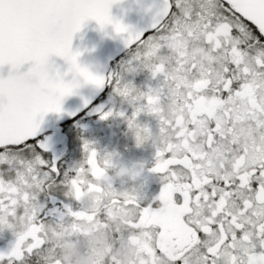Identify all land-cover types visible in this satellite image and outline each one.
<instances>
[{
    "label": "flooded vegetation",
    "instance_id": "flooded-vegetation-1",
    "mask_svg": "<svg viewBox=\"0 0 264 264\" xmlns=\"http://www.w3.org/2000/svg\"><path fill=\"white\" fill-rule=\"evenodd\" d=\"M216 27L200 26L201 66H158L163 85L121 89L112 65L141 41L111 64L104 92L60 125L52 150L0 149V251L27 233L12 264H226L230 255L246 264L244 232L264 251V192L248 162L264 160V40L242 29L216 45Z\"/></svg>",
    "mask_w": 264,
    "mask_h": 264
},
{
    "label": "snow or ice",
    "instance_id": "snow-or-ice-1",
    "mask_svg": "<svg viewBox=\"0 0 264 264\" xmlns=\"http://www.w3.org/2000/svg\"><path fill=\"white\" fill-rule=\"evenodd\" d=\"M114 2L115 0H0V65L10 64L12 68L18 69L26 58H32L35 61L29 73H17L10 70L6 78L0 77V121H3L5 117V94L11 96L15 92L28 90L29 84L27 81L30 74L44 78L48 70L52 68V65L49 64L47 59L50 52H55L62 56L68 63V68L63 73L58 66L55 67L54 82L56 92L54 97L44 99L38 103L36 111L40 113V118L33 120L24 127L11 146L23 148L25 145H29L37 153H41L43 149L48 148L46 140H41L38 136L43 113L49 111L60 113L63 111L61 100L64 96L72 94L74 89L79 87L77 76L82 77L85 82L93 85L97 89L103 88L106 83L110 82L111 77L93 73L86 67L81 66L77 60L80 53L72 50L73 34L80 30L85 20L93 18L102 28L105 25L111 24L115 33L121 34V38L127 46L148 40L152 36L155 28V16L171 13L174 8L179 7L178 0H165L164 7L154 14L153 24L147 30H135L132 26L123 23L120 19L112 17L109 10ZM238 3L239 0H222L220 5L222 9L220 22L217 24L216 32L208 36L210 42L215 41L218 44V37L221 33L228 36L233 31L240 32L242 29L245 31L251 29L255 33L257 41L264 40V21L256 19L247 9L242 10L238 8ZM258 4L259 0H256L254 7L258 6ZM151 8L152 5H148L145 10L147 11ZM44 9H59L65 11L68 15L69 22L60 34L46 41L38 48L16 47L6 42V36L13 34L24 18L32 16ZM156 71H159V69L154 70V75ZM68 73L73 74L72 79H65ZM88 103L89 101L85 99L84 104L87 105ZM95 110L100 111V108ZM111 114L109 110L103 112L102 116L107 117ZM69 115H73V113H69ZM120 115H123V113H120ZM8 146L10 145L0 143V149H5ZM258 155L250 154L248 162L256 166L257 170L252 178L255 179V183L259 186L261 192H264V160L257 159L256 157ZM157 159L160 160L159 153H157ZM164 163V161L158 163L153 171L163 168ZM239 179L243 182V185H249L251 183L250 177L241 176ZM224 203V199L221 198L219 206L222 207ZM232 226L235 229L241 228L236 217L232 218ZM201 231L208 233L210 229L209 227H202ZM258 231L264 234V224L258 226ZM26 235L27 233L19 236L9 250L0 251V260L7 258L8 264H12L14 259L20 260L24 252L22 243ZM235 239L233 237V240ZM239 241L248 242L247 246L244 247L247 255L246 264H264V251H254L255 244L250 243V233L244 232L239 238ZM232 246L235 247L236 245L233 244ZM260 246L264 248V240L260 241ZM29 250H31V246H29ZM208 252L212 256H216L218 249L212 247L208 249ZM175 259L179 261V264H183L179 257ZM226 264H236V258L230 255Z\"/></svg>",
    "mask_w": 264,
    "mask_h": 264
},
{
    "label": "water",
    "instance_id": "water-1",
    "mask_svg": "<svg viewBox=\"0 0 264 264\" xmlns=\"http://www.w3.org/2000/svg\"><path fill=\"white\" fill-rule=\"evenodd\" d=\"M164 4L165 0H115L109 11L113 18L120 19L135 30H147L154 22V14L162 9ZM148 5H152V8L146 11ZM254 5H256V0H239L237 7L242 10L247 9L256 19L264 21V0H259L258 6L254 7ZM169 14L155 16L156 23L153 31L164 23ZM68 22L69 17L65 11L44 9L24 18L17 30L5 39L12 46L38 48L60 34ZM136 44L126 46L121 34L115 33L111 24L102 28L95 19L89 18L83 22L80 30L73 34L71 47L74 52L80 53L77 60L81 66L107 77L111 64ZM47 59L52 68L48 70L44 78L30 74L27 81L28 90L15 92L11 96L5 94V117L3 121H0V143L13 145L22 129L33 120L40 118V113L36 111L38 103L54 97L56 92L55 67L58 66L63 73L68 68V63L55 52H50ZM34 63L32 58H26L18 69L12 68L10 64L0 65V77L6 78L10 70L17 73H29ZM72 76V73H68L65 79H72ZM77 79L79 87L61 100L63 111L43 113L38 136L41 137L48 133L45 140L51 150L54 147L55 137L60 132V125L87 109L106 88V84L103 88L97 89L85 82L82 77L77 76ZM85 99L89 101L87 105L84 104Z\"/></svg>",
    "mask_w": 264,
    "mask_h": 264
},
{
    "label": "rangeland",
    "instance_id": "rangeland-1",
    "mask_svg": "<svg viewBox=\"0 0 264 264\" xmlns=\"http://www.w3.org/2000/svg\"><path fill=\"white\" fill-rule=\"evenodd\" d=\"M178 3L179 7L174 8L169 23L112 65V70H120L117 73L121 78L118 80L121 89L131 83H137L139 86L144 81L156 82L158 86L163 85L166 77H157L153 74L158 66L166 74L169 73V68L174 66H201L200 57L203 54L196 46L203 34L200 26L218 24L222 9L220 10L218 5L210 0H178ZM210 29L211 27H208L205 30L206 34ZM29 159L34 161L32 158Z\"/></svg>",
    "mask_w": 264,
    "mask_h": 264
},
{
    "label": "clouds",
    "instance_id": "clouds-1",
    "mask_svg": "<svg viewBox=\"0 0 264 264\" xmlns=\"http://www.w3.org/2000/svg\"><path fill=\"white\" fill-rule=\"evenodd\" d=\"M118 258L121 260V264H127V259L125 257L118 256ZM78 264H84L83 259H81Z\"/></svg>",
    "mask_w": 264,
    "mask_h": 264
}]
</instances>
